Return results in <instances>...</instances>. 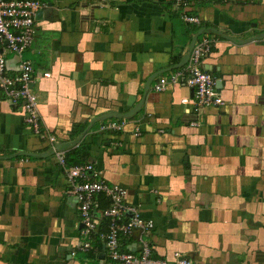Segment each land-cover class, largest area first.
Segmentation results:
<instances>
[{
    "label": "crops",
    "instance_id": "1",
    "mask_svg": "<svg viewBox=\"0 0 264 264\" xmlns=\"http://www.w3.org/2000/svg\"><path fill=\"white\" fill-rule=\"evenodd\" d=\"M41 1L23 57L41 74L43 124L68 163L92 162L94 177L126 188L153 221L123 236L122 249L143 238L155 258L264 264V0ZM201 28L197 40L213 39L203 67L225 102L195 111L185 82L154 85L185 68L174 65ZM7 60L16 73L19 58ZM111 120L123 129L102 130ZM67 189L49 141L0 90V264H106L104 241L81 233Z\"/></svg>",
    "mask_w": 264,
    "mask_h": 264
},
{
    "label": "built area",
    "instance_id": "2",
    "mask_svg": "<svg viewBox=\"0 0 264 264\" xmlns=\"http://www.w3.org/2000/svg\"><path fill=\"white\" fill-rule=\"evenodd\" d=\"M44 6L45 2L41 0H0V90L13 105L24 111V121L34 133L51 144L54 157L66 176L67 192L77 199L83 224L81 233L85 236L96 234L104 241L108 256L106 264H204L180 252H176L172 260L155 258L148 240L143 238L140 248L122 249L123 236L132 234L136 228L149 232L153 221L142 216L139 205L127 202L126 188L94 177L91 174L94 171L92 162L69 164L66 152L57 145L56 136L43 124L35 91L41 74L23 54L33 43L37 12ZM182 19L186 24L200 23V17L193 14L184 13ZM212 44L213 39L203 34L194 44L185 68L161 75L154 89L165 91L171 83L183 81L194 90L192 102L195 111L224 104L221 93L217 91L215 77L203 67L204 56L210 52ZM7 53H14L19 58L16 73H10ZM42 76H50V72L44 71ZM182 101L189 102V99ZM123 127V120H111L101 125L102 130L113 132ZM102 198L109 201L107 206L101 204ZM102 220L106 225L104 229L100 228ZM81 246L88 250L91 242L87 240Z\"/></svg>",
    "mask_w": 264,
    "mask_h": 264
},
{
    "label": "water",
    "instance_id": "3",
    "mask_svg": "<svg viewBox=\"0 0 264 264\" xmlns=\"http://www.w3.org/2000/svg\"><path fill=\"white\" fill-rule=\"evenodd\" d=\"M43 10L40 9L38 12H37V18H40L41 14H42ZM204 31V28H201L193 37H192V40L190 42V45H189V48L187 50V52L182 56L181 60L179 61V63H177L176 65H174L175 68H179V67H182L189 59V56H190V53L192 51V48L194 46V44L196 43L197 41V38L198 36ZM224 37L225 38H228L232 41H235V42H240L238 39L230 36V35H227V34H224ZM165 71L164 69L163 70H160V71H156L155 73H153L149 79H148V82H147V86H146V91L148 90V87H149V84L151 83V81L153 79H155V77H157L161 72ZM194 91V90H193ZM140 108V106L138 108H135L136 110H138Z\"/></svg>",
    "mask_w": 264,
    "mask_h": 264
},
{
    "label": "trees",
    "instance_id": "4",
    "mask_svg": "<svg viewBox=\"0 0 264 264\" xmlns=\"http://www.w3.org/2000/svg\"><path fill=\"white\" fill-rule=\"evenodd\" d=\"M70 164V163H69ZM73 164H79V163H73ZM108 203H109V201L108 200H106V199H104V198H102V205L103 206H107L108 205ZM97 236V235H96Z\"/></svg>",
    "mask_w": 264,
    "mask_h": 264
}]
</instances>
